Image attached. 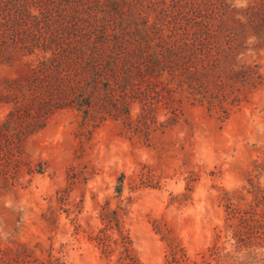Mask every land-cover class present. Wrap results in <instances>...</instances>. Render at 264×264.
Segmentation results:
<instances>
[{"label": "rangeland", "instance_id": "1", "mask_svg": "<svg viewBox=\"0 0 264 264\" xmlns=\"http://www.w3.org/2000/svg\"><path fill=\"white\" fill-rule=\"evenodd\" d=\"M246 52L257 85L227 113L179 89L147 133L53 114L0 176V264H264V48Z\"/></svg>", "mask_w": 264, "mask_h": 264}, {"label": "trees", "instance_id": "2", "mask_svg": "<svg viewBox=\"0 0 264 264\" xmlns=\"http://www.w3.org/2000/svg\"><path fill=\"white\" fill-rule=\"evenodd\" d=\"M262 48L264 0H0L3 184L20 144L60 110L89 131L109 117L147 133L177 117L180 89L227 113L237 83L257 85L246 51ZM160 108L170 115L156 124Z\"/></svg>", "mask_w": 264, "mask_h": 264}]
</instances>
